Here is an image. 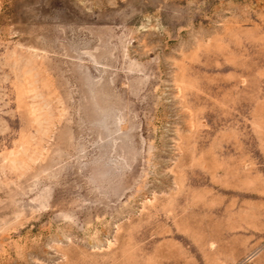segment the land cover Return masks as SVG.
Instances as JSON below:
<instances>
[{
	"label": "rangeland",
	"instance_id": "1",
	"mask_svg": "<svg viewBox=\"0 0 264 264\" xmlns=\"http://www.w3.org/2000/svg\"><path fill=\"white\" fill-rule=\"evenodd\" d=\"M0 264H264V0H0Z\"/></svg>",
	"mask_w": 264,
	"mask_h": 264
}]
</instances>
